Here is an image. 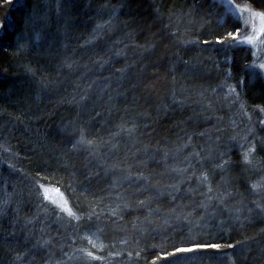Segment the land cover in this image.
<instances>
[{"label":"trees","instance_id":"1","mask_svg":"<svg viewBox=\"0 0 264 264\" xmlns=\"http://www.w3.org/2000/svg\"><path fill=\"white\" fill-rule=\"evenodd\" d=\"M223 12L214 0H0V264H167L157 257L189 236L236 245L223 264H264V215L235 209L242 199L264 204V192L250 190L264 178L241 163L254 142L252 164L264 163V80L247 75L249 48L183 43L224 38L233 29L217 23ZM81 130L91 148L73 147ZM222 159L240 165L238 186L215 173ZM204 171L214 189L234 193L207 210L198 207ZM38 184L59 189L78 215H96L69 222ZM169 185L180 186L174 201ZM149 197L160 211L146 220L135 206ZM118 206L124 229L111 231Z\"/></svg>","mask_w":264,"mask_h":264},{"label":"snow or ice","instance_id":"2","mask_svg":"<svg viewBox=\"0 0 264 264\" xmlns=\"http://www.w3.org/2000/svg\"><path fill=\"white\" fill-rule=\"evenodd\" d=\"M214 3H218L223 9V15L217 23L221 26L225 23H229L230 27L233 29L231 31H227V34L224 38L221 35L217 34L215 39H204L200 40H188L184 41L185 45H195L197 47H204L205 50L211 47V50H218V46L228 44L230 48H255L258 44H264V0H214ZM258 22V26L256 23ZM3 27V25H0ZM99 27V26H98ZM255 55V53H253ZM184 64H187L188 61H183ZM247 75L251 80L262 79L264 80V63H253L250 66H246ZM231 76V71L228 73ZM244 81H239V84H243ZM235 93L237 96L239 93H236V89L234 87H229V94ZM260 112H264V108H259ZM251 119V117H249ZM258 123L264 126V120H259ZM252 132V130H249ZM235 139V138H233ZM77 146H85L91 148L93 146V141L86 139V135L84 130H81L80 138L77 140L76 144L73 147ZM256 152L255 145L249 150L248 153L244 154L241 163L243 165H251L253 163L250 158ZM193 155L199 156L198 153H194ZM225 153H221V158ZM199 163H203V161L198 160ZM237 165L233 164L230 160H223L221 163L214 165L215 170H227V168L236 167ZM11 167V165H9ZM195 175V173L193 174ZM211 175L209 172L204 171L199 176L196 177L198 181V187L206 188V191L201 193L205 197L204 200L198 205V207L207 210L209 205L213 200H217L219 203L223 204V202L229 198H231L234 193L231 190L221 191L219 187L213 188L211 183ZM189 180L192 177L188 178ZM183 181H181V184ZM250 190L252 192H262L264 191V183H253L250 186ZM59 193V189H55ZM169 194L172 196L173 201L175 200V194L180 191L179 185H169L168 186ZM49 189L45 187L43 184L37 185V195L41 197L42 202H45L46 205L50 204L52 206V210L57 213V215L63 214L69 218V222L72 220L77 221L78 223L83 222L85 219L91 221L93 216L96 215L95 212H89L87 216L78 215L77 212L73 211V209L69 206V203L66 199L63 198L61 194V199L53 200L48 195ZM158 195L162 196L164 193L159 192L157 190ZM188 192H194L193 189L189 188ZM153 197H149L148 200H140L136 204L137 209H147V217H151L157 213H159L160 209H153L150 207L151 201ZM6 203L0 201V216L6 215ZM255 207L259 209L261 212H264V204L253 202ZM125 209L131 208L132 205L125 203L123 205ZM173 213L176 212V209L171 210ZM251 211V210H250ZM120 206L111 210V215L113 217L119 216ZM191 215V214H188ZM177 218H181L179 215ZM183 219H188V216H184ZM239 219V217H237ZM31 223V221H28ZM149 224L150 220L147 221ZM136 227V225H133ZM88 239V242L92 245V248H96L97 245L89 238L87 235L84 237ZM239 243V242H238ZM101 247L104 245L101 244ZM236 245L233 244H221L216 242H209L206 240L197 239L194 236H189L182 241V246H177L176 244L172 245V251L165 252L162 256L157 257V259L164 260L167 264H172L173 261L178 262V264H184L193 257H197L203 259L207 257L210 260H214L217 264H223L224 260L227 258L231 260V257L228 255L226 249H235ZM82 256L89 261H99L102 260V256L94 255L92 251H84L80 250ZM137 256L140 253H136ZM153 264H156V261H153Z\"/></svg>","mask_w":264,"mask_h":264},{"label":"rangeland","instance_id":"3","mask_svg":"<svg viewBox=\"0 0 264 264\" xmlns=\"http://www.w3.org/2000/svg\"><path fill=\"white\" fill-rule=\"evenodd\" d=\"M254 23H256V25L258 26V22H254ZM250 51L252 52V56H251L252 62L250 65H252L253 63H256V64L264 63V44H258L255 48H251ZM253 53H255V55H253ZM250 65H248V66H250ZM237 97L242 98V96H239V95ZM218 105L220 107L224 108V109H222V111H225L226 114L231 115L233 120H237V113H236L234 104L229 105V102L227 101V99L221 94L218 96ZM244 105L248 106V103L243 102V105L241 106V108L238 107L239 108L238 112L243 111L242 109H245V108H242V107H244ZM217 109H218V107H217ZM249 116H250V113H248V117ZM252 133H254V131ZM254 134L258 135L257 132H255ZM263 138H264V136H263ZM252 145L253 146L257 145V143L254 142V144H252ZM209 148H210V152H213V150H215V143H213V142L210 143ZM232 163L237 165V166L232 167V168H227V170H225V171L227 173L228 178H230V179L232 178L235 182V185L238 186L239 183H237V182L240 180H243L242 176H241L242 172H240V169H239L240 165L239 164L234 163V162H232ZM255 172H257L261 178H264V163L263 162H258L256 164L248 165L247 174L250 175V174H254ZM48 193H49V196L53 200L59 201L61 199V194H59L57 191H53L52 189H50V191ZM238 207L239 206H236L235 209L237 210ZM249 210H250V208L248 206V203H245V204L242 203L240 210L236 211V212L248 213ZM251 212H252V210H251Z\"/></svg>","mask_w":264,"mask_h":264},{"label":"bare ground","instance_id":"4","mask_svg":"<svg viewBox=\"0 0 264 264\" xmlns=\"http://www.w3.org/2000/svg\"><path fill=\"white\" fill-rule=\"evenodd\" d=\"M215 173H216V174L219 173V174L222 176V178L227 177V173H226L225 170H224V171L218 170V171H216ZM234 186H235V185H234ZM263 192H264V191L260 192V194L263 195ZM244 198H245V197H244ZM244 202L248 203V200H244V199H242V200L240 201V206L238 207V209H237L236 211H239V210H240V208H241V204L244 203ZM253 202H254V201H253ZM253 202H250V204L248 203V206L250 207V210H252V212H257L258 214H263V215H264V212H261L259 209H257V208L255 207V205H254ZM244 204H245V203H244ZM110 213H111V211H110ZM238 213H240V212H238ZM108 227H109V229H110L111 231H113V230H123V229H124L123 225L121 224L120 213H119V216H117V217H113V221H112L111 224L108 225ZM126 237H127V236H126ZM127 238H129V239H131V240H133V241H136V243L138 242V237H137V235H136L134 238H130V237H127Z\"/></svg>","mask_w":264,"mask_h":264}]
</instances>
